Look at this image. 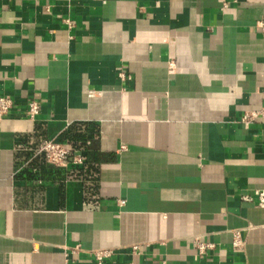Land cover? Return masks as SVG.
Returning a JSON list of instances; mask_svg holds the SVG:
<instances>
[{"label":"crops","instance_id":"0c3cea01","mask_svg":"<svg viewBox=\"0 0 264 264\" xmlns=\"http://www.w3.org/2000/svg\"><path fill=\"white\" fill-rule=\"evenodd\" d=\"M262 19L264 0H0V264H264V118L240 121L264 104Z\"/></svg>","mask_w":264,"mask_h":264},{"label":"built area","instance_id":"2783aa9c","mask_svg":"<svg viewBox=\"0 0 264 264\" xmlns=\"http://www.w3.org/2000/svg\"><path fill=\"white\" fill-rule=\"evenodd\" d=\"M226 6V5H225ZM261 27L264 28V19L258 22ZM169 68L172 70V64L169 65ZM123 79H126L128 75L124 70H121L119 73ZM88 96L94 95L93 89L87 90ZM16 108V100L10 95H0V121L7 118L11 115L13 109ZM41 109V103L38 98L31 97L26 101L24 113L26 117L30 120L36 119ZM258 118H264V104L261 109L246 111L240 118V121L245 124H250L257 120ZM39 152L43 153L45 159L57 166H69L70 164L82 163L83 157L81 153L73 148V146L65 141H57L55 139H43L38 147ZM256 195L259 201V204L264 206V190L256 191ZM120 203H124V200H120ZM244 239L242 238L239 230L234 231L232 246L235 249L241 250L244 248ZM214 243L209 242H198L197 248L200 254L206 253L208 249L214 248ZM76 248H79L76 247ZM136 248V247H134ZM110 249H101L95 251L96 259L101 262L104 258L110 257L112 255Z\"/></svg>","mask_w":264,"mask_h":264}]
</instances>
